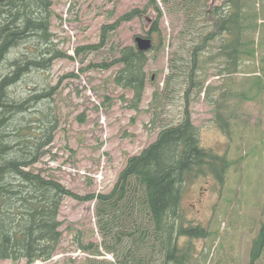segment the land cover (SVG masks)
<instances>
[{
    "label": "rangeland",
    "instance_id": "rangeland-1",
    "mask_svg": "<svg viewBox=\"0 0 264 264\" xmlns=\"http://www.w3.org/2000/svg\"><path fill=\"white\" fill-rule=\"evenodd\" d=\"M149 1L51 0L50 29L62 56L48 71H33L16 91L8 93L16 102L29 95L42 97L32 105L35 108L25 112V117L31 116L35 122L30 124L32 128L40 125L48 137L40 141L37 162L25 170L57 181L82 198L108 193L127 159L153 143L164 127L178 124L187 108L200 145L224 156L234 166L222 185L208 176L185 186L180 207L184 226H203L207 232L211 230V239L195 257L185 238H180L179 248H186L181 249V264H250V252L264 214V91L251 102H227L234 114L229 136H225L215 123L213 106L207 103L208 99L221 97L222 86L227 84L222 80L224 75L213 76L210 62L198 63L190 76L192 67L186 71L193 53L196 59L207 61L218 51V42L212 39L208 49L193 50L196 41L188 34L193 35L189 31L194 30L192 25L202 16L199 14L220 7L222 0H201L185 14L181 5L175 4L173 12L159 5L160 17L149 11L137 20L120 24L107 46L75 54L78 48L99 43L102 25L114 23L130 10L142 9ZM258 3L264 5L262 0ZM261 10L264 7L256 9ZM155 27L159 34L147 35ZM139 37L161 43L156 52L146 54L147 80L138 109L132 110L129 105L133 93L113 81L117 66L106 71L98 66L109 63L117 48L134 46ZM172 62L180 69L175 76L170 75ZM6 69L1 68L0 75ZM166 81H170L167 88ZM231 81L234 89L242 83L240 79ZM155 90L159 95L153 99ZM10 113L7 122L12 125L24 115ZM246 146H254L255 150ZM94 208V202L64 198L58 215L62 237L57 250L49 261L34 264H120L125 259L133 264L138 252L132 240L102 235ZM205 241L203 238L189 244L199 250ZM148 252L142 248L137 255L145 257ZM0 264L26 261L2 260ZM253 264H264V248Z\"/></svg>",
    "mask_w": 264,
    "mask_h": 264
},
{
    "label": "trees",
    "instance_id": "trees-1",
    "mask_svg": "<svg viewBox=\"0 0 264 264\" xmlns=\"http://www.w3.org/2000/svg\"><path fill=\"white\" fill-rule=\"evenodd\" d=\"M200 1L150 0L142 9L130 10L114 23L102 25L99 43L78 48L75 54L107 46L120 24L137 20L149 11L160 17L159 5L169 12H173L175 4L181 5L185 14L192 12ZM258 1L222 0L220 7L202 11L199 14L202 16L192 25L194 30L189 31L193 35L188 34L196 41L193 50L208 49L211 39L218 42V51L210 60H198L193 53V61L186 71L192 67L190 76L198 63L210 62L213 76L224 75L222 80L227 84L222 86L221 97L208 99L207 103L213 106L215 123L225 136H229V122L233 121L234 114L227 102H251L264 91V11H256L264 5ZM51 6V0H0V70L7 68L0 75V261L25 260L26 264L49 261L62 237L58 215L67 197L94 202V216L102 235L126 236L132 240L138 252L133 264H181V249L186 248H179L180 238H185L193 256L200 255L202 247L211 239V230L207 232L203 226H184L180 212L182 193L188 183L199 177L209 176L222 185L234 163L200 145L187 108L178 124L164 127L153 143L127 159L108 193L82 198L57 181L25 170L37 162L40 141L48 137L47 130L43 133L40 125L32 128L34 125L30 124L35 122L31 116L25 117V112L35 108L32 105L42 97L29 95L16 102L8 93H13L33 71H48L62 56L61 49L53 43ZM149 34L158 35L159 31L151 28ZM150 41L152 45L146 52L139 51L134 42V46L117 48L109 63L98 66L104 71L117 66L113 81L117 87L133 93L129 105L132 110L138 109L144 92L146 54L156 52L161 43H153L151 38ZM179 70L174 62L170 63L171 76ZM233 79L242 81L236 89ZM169 82H165V88ZM157 95L155 90L153 99ZM10 110L15 116L24 113L13 125L7 122L12 117ZM241 146L245 147L243 143ZM246 147L255 150L254 146ZM246 157L243 156L244 160ZM212 232L220 234L218 230ZM255 237L250 264L260 257L264 248V214ZM203 238L206 241L200 249L193 250L189 242ZM142 248L149 251L145 257L137 255ZM120 264H127V259Z\"/></svg>",
    "mask_w": 264,
    "mask_h": 264
},
{
    "label": "water",
    "instance_id": "water-1",
    "mask_svg": "<svg viewBox=\"0 0 264 264\" xmlns=\"http://www.w3.org/2000/svg\"><path fill=\"white\" fill-rule=\"evenodd\" d=\"M134 42L137 44L138 50L142 52H146L151 47V41L147 38L139 37Z\"/></svg>",
    "mask_w": 264,
    "mask_h": 264
}]
</instances>
